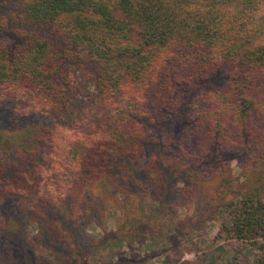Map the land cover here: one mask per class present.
I'll return each instance as SVG.
<instances>
[{
  "label": "trees",
  "instance_id": "trees-1",
  "mask_svg": "<svg viewBox=\"0 0 264 264\" xmlns=\"http://www.w3.org/2000/svg\"><path fill=\"white\" fill-rule=\"evenodd\" d=\"M13 3L16 35L0 17V182L17 190L23 173L39 184L44 135L65 128L84 134L66 152L75 175L42 183L63 208H93L108 170L135 173L127 162L147 145L149 123L176 117L185 170L211 175L224 151L240 161L247 189L225 204L229 224L216 236L255 246L253 264H264V0H0V11ZM14 198L0 212L8 245L23 243L27 222ZM65 220L49 234L65 236ZM11 252L0 264H27L22 248Z\"/></svg>",
  "mask_w": 264,
  "mask_h": 264
},
{
  "label": "rangeland",
  "instance_id": "rangeland-1",
  "mask_svg": "<svg viewBox=\"0 0 264 264\" xmlns=\"http://www.w3.org/2000/svg\"><path fill=\"white\" fill-rule=\"evenodd\" d=\"M18 8L13 3L0 11V17L7 20L4 34L8 36L17 33L12 17ZM161 117L156 124L149 123L147 145L127 162L135 173L108 170L103 179L112 187L100 189L93 208L80 202L63 208L53 197L54 189L42 183L46 175L59 177L65 185L71 183L76 165L69 168L66 152L84 134L65 128L45 134L46 148L38 155L45 165H38L40 183L29 186L23 173L13 178L12 187L17 190H8L11 184L0 182V212L4 206L8 209L9 203L3 204L8 196L27 211V222L17 233L23 243L2 241L0 254L11 255L20 247L27 264L36 262V254L47 255V264H253L259 252L255 246L216 236L222 224H229L225 204L247 189L240 161L224 151L221 163L209 170L213 174L188 172L175 161L181 120ZM21 118L23 123L30 120L25 114ZM57 152L63 153L61 157ZM43 207L49 208L47 214ZM61 217L68 219L63 229L66 235L51 236L49 229Z\"/></svg>",
  "mask_w": 264,
  "mask_h": 264
}]
</instances>
